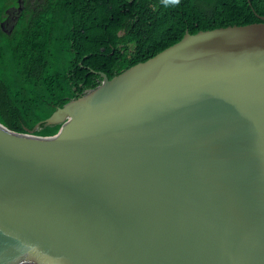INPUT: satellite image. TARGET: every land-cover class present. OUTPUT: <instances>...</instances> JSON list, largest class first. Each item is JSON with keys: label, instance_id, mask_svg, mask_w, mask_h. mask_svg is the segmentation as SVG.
<instances>
[{"label": "water", "instance_id": "water-1", "mask_svg": "<svg viewBox=\"0 0 264 264\" xmlns=\"http://www.w3.org/2000/svg\"><path fill=\"white\" fill-rule=\"evenodd\" d=\"M257 17L91 70L97 87L24 133L0 124V264H264Z\"/></svg>", "mask_w": 264, "mask_h": 264}, {"label": "trees", "instance_id": "trees-1", "mask_svg": "<svg viewBox=\"0 0 264 264\" xmlns=\"http://www.w3.org/2000/svg\"><path fill=\"white\" fill-rule=\"evenodd\" d=\"M249 1L0 0V124L31 130L97 87L102 78L91 70L111 79L186 33L261 22L264 0Z\"/></svg>", "mask_w": 264, "mask_h": 264}, {"label": "rangeland", "instance_id": "rangeland-1", "mask_svg": "<svg viewBox=\"0 0 264 264\" xmlns=\"http://www.w3.org/2000/svg\"><path fill=\"white\" fill-rule=\"evenodd\" d=\"M13 19H14V17L11 18V21H12ZM5 29H6V30H9V29H10L9 24L6 25Z\"/></svg>", "mask_w": 264, "mask_h": 264}, {"label": "flooded vegetation", "instance_id": "flooded-vegetation-1", "mask_svg": "<svg viewBox=\"0 0 264 264\" xmlns=\"http://www.w3.org/2000/svg\"><path fill=\"white\" fill-rule=\"evenodd\" d=\"M20 1H22L23 2V0H20ZM7 25V23H4V24H2V26H3V29L5 28V26ZM5 30V29H4Z\"/></svg>", "mask_w": 264, "mask_h": 264}]
</instances>
